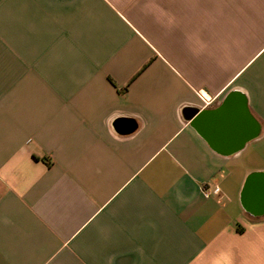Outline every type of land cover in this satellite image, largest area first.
<instances>
[{"label":"crops","instance_id":"crops-1","mask_svg":"<svg viewBox=\"0 0 264 264\" xmlns=\"http://www.w3.org/2000/svg\"><path fill=\"white\" fill-rule=\"evenodd\" d=\"M258 171L264 0H0V264H264Z\"/></svg>","mask_w":264,"mask_h":264},{"label":"water","instance_id":"water-1","mask_svg":"<svg viewBox=\"0 0 264 264\" xmlns=\"http://www.w3.org/2000/svg\"><path fill=\"white\" fill-rule=\"evenodd\" d=\"M203 113L205 112L201 111L193 121H197ZM240 203L249 215L264 216V171L251 172L247 175L241 188Z\"/></svg>","mask_w":264,"mask_h":264},{"label":"built area","instance_id":"built-area-1","mask_svg":"<svg viewBox=\"0 0 264 264\" xmlns=\"http://www.w3.org/2000/svg\"><path fill=\"white\" fill-rule=\"evenodd\" d=\"M208 100V99H207ZM209 101V100H208ZM218 190V188L217 187H215L214 189H213V191H217Z\"/></svg>","mask_w":264,"mask_h":264}]
</instances>
